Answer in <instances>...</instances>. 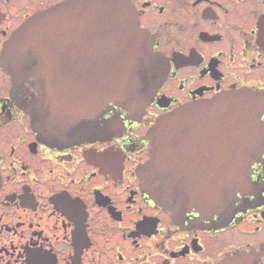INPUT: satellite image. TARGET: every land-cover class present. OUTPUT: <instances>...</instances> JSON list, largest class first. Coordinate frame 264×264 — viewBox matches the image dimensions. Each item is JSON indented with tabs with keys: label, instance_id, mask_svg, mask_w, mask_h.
Instances as JSON below:
<instances>
[{
	"label": "flooded vegetation",
	"instance_id": "obj_1",
	"mask_svg": "<svg viewBox=\"0 0 264 264\" xmlns=\"http://www.w3.org/2000/svg\"><path fill=\"white\" fill-rule=\"evenodd\" d=\"M128 1L137 83L78 111L8 47L72 0H0V264H264V0ZM66 15L80 87L108 39Z\"/></svg>",
	"mask_w": 264,
	"mask_h": 264
},
{
	"label": "water",
	"instance_id": "obj_2",
	"mask_svg": "<svg viewBox=\"0 0 264 264\" xmlns=\"http://www.w3.org/2000/svg\"><path fill=\"white\" fill-rule=\"evenodd\" d=\"M65 14L76 23H88V26L83 24V29L88 28L96 35L98 46L101 40L108 39V66L105 60L101 63L98 53V64L91 76L95 80L92 83L90 79L85 80L80 87L61 80L59 47ZM142 39L143 31L128 0H72L34 15L17 30L8 47L33 46L40 57L37 73L45 91L57 104L66 103L72 110L90 111L99 109L106 100L122 98L134 88L137 50Z\"/></svg>",
	"mask_w": 264,
	"mask_h": 264
}]
</instances>
